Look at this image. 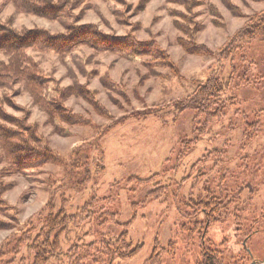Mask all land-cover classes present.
Here are the masks:
<instances>
[{
  "label": "rangeland",
  "instance_id": "obj_1",
  "mask_svg": "<svg viewBox=\"0 0 264 264\" xmlns=\"http://www.w3.org/2000/svg\"><path fill=\"white\" fill-rule=\"evenodd\" d=\"M140 2L93 0L73 13L107 34L130 32L139 42L154 40L160 51L154 56L125 58L87 48L62 60L32 54L41 63L48 99L55 87L80 86L92 92L107 116L72 96L65 106L85 125L54 124L21 86L15 87L20 92L14 101L28 110V122L37 125L58 164L48 162L2 180L13 184L2 200L15 213H0L7 229L0 230V244L49 199L53 213L62 208L67 216L94 201L86 208L92 216L76 228L68 226L69 233L60 238L62 255L49 264H70L73 246L79 264H95L91 256L100 244L121 235L135 255L111 264H197L201 246L215 251L221 264H264V80L252 88L230 87L223 118L203 134L201 127L193 129L194 109L179 112L173 106L219 70L214 60L181 49L179 40L188 39L180 27L188 22L181 14L199 26L195 41L216 50L245 22L236 15L248 17L263 10L264 3L195 0L190 13L167 0H150L143 9ZM0 17H12L17 29L53 34L64 32L68 22L66 17L48 21L17 14L12 4ZM244 47L222 64L220 73L225 77L234 68L237 86L264 74V41ZM7 112L22 117L11 108ZM246 124L256 125L243 137Z\"/></svg>",
  "mask_w": 264,
  "mask_h": 264
},
{
  "label": "trees",
  "instance_id": "obj_2",
  "mask_svg": "<svg viewBox=\"0 0 264 264\" xmlns=\"http://www.w3.org/2000/svg\"><path fill=\"white\" fill-rule=\"evenodd\" d=\"M91 1L93 0L0 1V14L3 8L12 4L17 14L48 21H57L64 17L68 20L64 32L53 34L41 28L17 29L13 25L12 17L7 21L0 17V55L4 59L0 61V213L7 214L8 211H11L12 215L15 213V209L2 200L4 193L13 187V184H3L4 178L24 174L26 171L48 162L58 164L57 158L54 157L55 153L47 146L45 139L38 134L37 125L28 122L30 118L28 110L14 101L20 92L15 89L16 86H21V91L29 94L32 104L46 114L54 124L59 122L69 125H85L82 116L73 114L65 106L66 100L72 96L82 97L95 110H99L103 116H107L104 109L93 100L92 92L80 86L78 88L55 87L54 97L51 100L48 99L44 92V72L41 63L32 54H53L60 59V57L71 56L73 51L77 52L81 48H87L101 54H119L125 58H140L147 54L154 56L160 52L154 40L139 42L130 32L117 36L101 31L97 25L81 23V15H74L73 10L81 4ZM101 1L121 2L122 0ZM167 1L183 6L186 12L190 13L197 4L195 0ZM252 1L264 3V0ZM149 2L150 0H141L138 8L143 9ZM225 4L231 7L228 2ZM181 16H183V20L193 26L191 28L188 24L180 23L182 32L188 37L186 40H179L181 49L186 54L214 60L215 67L219 64L218 73L217 71L210 72L206 81L197 84L192 94L173 103L175 110H179V112L189 108L195 110L192 121L193 129L201 127L200 133L203 134L223 118L224 96L229 93L230 87L252 88L264 80V74L259 72L254 77V82L244 81L240 86H237L235 85L236 71L234 68L230 69L227 76L220 75L222 64L229 62L236 53L242 52L245 45L264 41V9L248 17L236 15L245 19V22L216 50L198 44L195 41V33L200 31L199 26L193 23L192 17L185 14H181ZM168 61L167 58L166 62ZM8 108L20 112L22 117L17 118L9 114ZM246 125L243 137L256 124ZM194 140L196 143L197 139ZM226 146L227 149L230 147ZM92 203L85 204L77 213L67 216L62 208L53 213L54 205L52 199H49L41 211L23 223H17L16 225H20L22 228L15 229L17 232L7 236L3 243L1 242L0 264H49L51 261L57 260L62 255L61 236L68 232V226L76 228L92 216L86 210L87 207L93 206ZM211 206L214 210L216 203L211 202ZM205 207L206 205L202 208L204 212L207 211ZM218 208L220 210V205ZM208 212L210 211L208 210ZM207 218L209 224L214 222L208 216ZM4 225L5 223L0 220V230H7L3 227ZM94 245L93 242L88 246L92 250ZM131 247L124 235H121L110 243H101L99 251H96L95 256H91V258L95 264H111L115 260L131 259L136 252V249ZM199 255L200 260L197 264H221L216 256L217 253L205 246L200 247ZM77 256L78 247L73 246L69 250L70 264H79ZM97 256H100L101 259L96 258Z\"/></svg>",
  "mask_w": 264,
  "mask_h": 264
},
{
  "label": "water",
  "instance_id": "obj_3",
  "mask_svg": "<svg viewBox=\"0 0 264 264\" xmlns=\"http://www.w3.org/2000/svg\"><path fill=\"white\" fill-rule=\"evenodd\" d=\"M251 264H255V263L253 262V263H251Z\"/></svg>",
  "mask_w": 264,
  "mask_h": 264
}]
</instances>
